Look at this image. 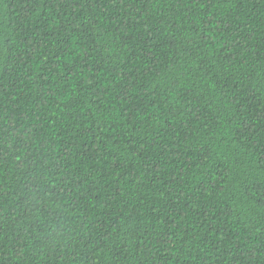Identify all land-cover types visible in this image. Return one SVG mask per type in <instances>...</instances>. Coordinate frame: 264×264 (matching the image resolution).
Wrapping results in <instances>:
<instances>
[{
	"label": "trees",
	"instance_id": "obj_1",
	"mask_svg": "<svg viewBox=\"0 0 264 264\" xmlns=\"http://www.w3.org/2000/svg\"><path fill=\"white\" fill-rule=\"evenodd\" d=\"M0 264H264V0H0Z\"/></svg>",
	"mask_w": 264,
	"mask_h": 264
}]
</instances>
